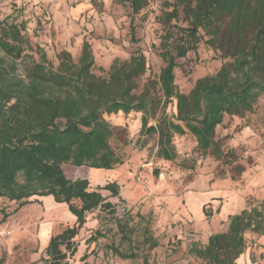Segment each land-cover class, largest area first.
<instances>
[{"label":"trees","instance_id":"trees-1","mask_svg":"<svg viewBox=\"0 0 264 264\" xmlns=\"http://www.w3.org/2000/svg\"><path fill=\"white\" fill-rule=\"evenodd\" d=\"M115 1L128 4L133 14L148 5V0ZM182 13L186 26L179 22ZM173 19L162 44L165 66L141 91L140 80L148 69L142 51L129 59L116 58L104 77L94 71L96 60L87 39L78 63L70 51L62 50L55 67L43 47L31 41L24 21L0 23V199L22 205L52 194L76 217L73 226L50 237L48 264H73L68 252L76 251L74 238L87 214L113 209L103 190L120 196L121 185L115 180L94 187L88 178H69L63 169L70 164L110 170L125 163L118 151L130 141L105 115L142 113L137 142L143 146L156 136V156L163 160L177 157L174 138L188 133L196 139L200 155L219 161L236 157L223 148L217 128L226 115L254 114L264 96V0H174L166 22ZM133 20L131 40L138 41ZM202 41L226 60L215 74L198 78L189 93L181 92L175 83L179 59ZM27 51H37L39 59ZM157 88L160 96L153 93ZM174 103L177 112L168 115ZM113 140L120 145L114 146ZM237 169L242 173L245 166ZM8 215L3 213L0 222ZM248 234L258 237L255 246L262 245L264 201L245 204L230 216L225 231L210 234L204 244L193 243L189 253L202 264H237L249 247ZM116 251L125 258L134 256Z\"/></svg>","mask_w":264,"mask_h":264},{"label":"rangeland","instance_id":"rangeland-1","mask_svg":"<svg viewBox=\"0 0 264 264\" xmlns=\"http://www.w3.org/2000/svg\"><path fill=\"white\" fill-rule=\"evenodd\" d=\"M173 5L174 0H148L143 10L133 14L128 4L115 0H0V23L4 19L24 21L31 41L43 47L55 67L62 50L70 51L78 63L82 43L87 39L96 60L94 71L104 77L116 58L129 59L136 51H142L148 69L140 80L141 91L149 81L158 79L165 66L162 44L176 22L173 19L167 23L166 12ZM132 18L138 41L131 40ZM179 22L187 25L183 13ZM27 52L36 59L40 57L37 51ZM225 60L220 50L202 41L186 58L179 59L175 77L178 90L189 93L198 78L215 74ZM153 93L161 94L159 88ZM176 112L175 103L170 104L167 114ZM141 117L142 113L135 111L105 115L130 141L118 151L126 163L120 172L129 178L124 180L120 196L103 190L113 209H96L87 214L86 223L74 238L76 251L68 252L70 263L202 264L189 253V247L193 243L204 244L209 230L226 229L228 221L221 215L232 202L240 196L245 204L264 201V96L254 114L244 118L226 115L218 126L217 138L223 148L236 155L233 159L228 157L229 161L200 155L190 133L175 136L177 157L173 161L158 158L156 136L148 138L143 146L137 142ZM112 143L119 146L121 142ZM239 165L245 166L244 172H238ZM63 169L69 178H88L94 187L116 179L117 173L116 169L70 164H64ZM155 170H159L158 175ZM161 173L164 178H160ZM186 190L194 191L195 199H210L216 204L218 197H223L221 215L207 214L203 207L211 209L210 204H182L181 193ZM5 212L9 215L0 222L2 264H48L46 249L50 237L76 221L68 205L58 202L52 194L32 197L22 205L0 199V220ZM257 238L248 234L247 256L241 264H264L259 245L255 246ZM116 249L134 256L122 257Z\"/></svg>","mask_w":264,"mask_h":264},{"label":"crops","instance_id":"crops-1","mask_svg":"<svg viewBox=\"0 0 264 264\" xmlns=\"http://www.w3.org/2000/svg\"><path fill=\"white\" fill-rule=\"evenodd\" d=\"M125 166H126V163L125 164H123V165H121V166H119L118 168H116V170H117V173L115 174V178L116 179H114L115 181H117L120 185H121V193L120 194H122V185H124V184H126L125 183V178L127 179V178H129V176L127 177L126 175H123V174H121V172L120 171H124L125 170ZM124 169V170H123ZM125 188H126V186H125ZM183 193H181V203L182 204H187L188 206L189 205H191V207H198L199 205L201 206V207H203V205H205V204H210V206H211V211H212V208L214 209L213 211H212V213L214 214H217V215H221V213H222V211H223V207H224V198L223 197H218V199L219 200H217L218 201V203L216 204V202H212V201H210V199H208V200H203V199H195V197H193L194 196V194H195V192L194 191H192V190H186L185 192L184 191H182ZM128 187H127V192H126V195L128 196ZM123 196V195H122ZM124 197V196H123ZM241 197V196H240ZM240 197L238 198H236V202L234 203V202H232V205H231V207H233L234 206V209H232L231 210V207L230 208H228L227 209V211H226V213H223L221 216H223L222 218H224L226 221H228V224H227V227H226V229L228 228V225H229V221H230V216L231 215H233V214H235V213H238L240 210H242L243 208H244V206H245V200H244V202H242V201H240ZM203 209H204V207H203ZM214 214V215H215ZM226 229H224L223 231H225ZM215 232H221V231H211V230H209V232L207 233V235L205 234V236H206V240L208 239V237L210 236V234H212V233H215ZM49 243V242H48ZM261 243H262V245L261 246H259V248H260V252H259V254L261 255V257L263 256V258H264V237H262L261 238ZM247 256V253L245 252L240 258H239V260H238V262H237V264H241V262L245 259V257ZM258 260V258L257 257H254V260ZM255 260V261H256ZM264 260V259H263Z\"/></svg>","mask_w":264,"mask_h":264},{"label":"built area","instance_id":"built-area-1","mask_svg":"<svg viewBox=\"0 0 264 264\" xmlns=\"http://www.w3.org/2000/svg\"><path fill=\"white\" fill-rule=\"evenodd\" d=\"M165 177V174L164 173H161L160 174V178H164Z\"/></svg>","mask_w":264,"mask_h":264}]
</instances>
